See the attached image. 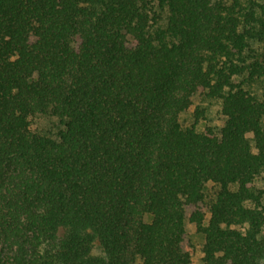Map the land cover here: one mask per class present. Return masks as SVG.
Returning <instances> with one entry per match:
<instances>
[{
	"label": "trees",
	"instance_id": "obj_1",
	"mask_svg": "<svg viewBox=\"0 0 264 264\" xmlns=\"http://www.w3.org/2000/svg\"><path fill=\"white\" fill-rule=\"evenodd\" d=\"M256 81L264 0H0V264H192L190 207L204 264H264Z\"/></svg>",
	"mask_w": 264,
	"mask_h": 264
},
{
	"label": "rangeland",
	"instance_id": "obj_2",
	"mask_svg": "<svg viewBox=\"0 0 264 264\" xmlns=\"http://www.w3.org/2000/svg\"><path fill=\"white\" fill-rule=\"evenodd\" d=\"M247 90L254 94L258 99L264 101L262 81H256L253 83H245L243 85ZM180 121L183 127H188L193 124H197V128L200 131H206L208 128L214 130L215 133H219L220 129L224 126L226 118L222 113V107L219 101L210 100L203 97L201 93H197L193 97V105L186 112L181 113ZM65 124L63 121L51 115H37L31 118V129L35 133L45 134L52 138H57L59 132L64 129ZM254 187L263 191L262 203L264 206V179L257 177L253 184ZM211 189V190H210ZM217 187L210 184L208 190H210L209 197L214 196V192ZM193 208L188 210V218L186 220V240L185 249L190 252L192 258V264H204L203 247L205 243V237L203 234L197 232L196 223L189 220L190 213ZM206 212V222L210 218L208 208H203ZM246 226L240 227L244 230ZM260 238L264 239V227L260 234ZM133 264H142V261L137 258Z\"/></svg>",
	"mask_w": 264,
	"mask_h": 264
}]
</instances>
